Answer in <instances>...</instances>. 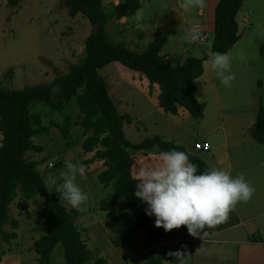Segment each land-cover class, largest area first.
<instances>
[{
	"label": "rangeland",
	"instance_id": "374dc122",
	"mask_svg": "<svg viewBox=\"0 0 264 264\" xmlns=\"http://www.w3.org/2000/svg\"><path fill=\"white\" fill-rule=\"evenodd\" d=\"M119 2L124 5V0ZM138 2V11L132 16H127L128 21L124 24L126 29L120 32V28L115 30L110 27L105 30L108 37L114 32V39H117V35L121 37L124 34L121 39L125 41L128 49L139 51V46H143L140 44V35H152L154 29L151 24L159 27L165 22L169 24L165 27V32L170 29L171 24L173 33L169 36L164 55L162 52L165 62L173 64L182 61L185 58L184 50L190 57H205V61L211 57L212 35L202 44L189 43L185 38L189 31L187 26L201 25L202 20L197 15L199 8L185 11L181 7L183 0ZM112 6L113 0H104L105 12H109ZM248 12L251 14L247 15ZM126 13L125 9L124 15ZM113 15L116 16L115 11ZM135 21H139L140 26L135 27ZM237 22L240 38L229 51L232 56L231 72L235 75L231 85L223 86L214 72L210 77V66L204 61L203 73L194 81L198 90L194 95L204 109L203 118L200 120H193L183 109H179L177 116L163 113L157 104V86L149 87L147 80L138 73L117 63L99 71L117 111L131 117V123L124 126V132L132 144L159 136L165 141L182 146L188 153L199 157L209 168L221 169L229 149L224 147L225 136L220 128H227L226 140L233 150L231 145L236 143L237 131L241 129V125H245V120L241 121L237 111L249 101L247 98L250 94L264 105V0H244L237 14ZM90 31L89 22L79 14L70 18L59 0H21L15 8L10 7L6 0H0V86L20 90L25 86L47 84L57 75L67 73L71 65L78 64L82 59L84 40ZM30 112L40 117L41 126L46 131L32 139L41 152H28L26 158L39 162L36 170L49 190L59 195L54 187L47 184L46 177L53 174L59 178V173L65 170V160L86 165L85 177H78L77 182L82 190L88 193V200L75 208L80 214L75 224L90 252V260L86 264H97L100 259L105 264H137L144 261L150 253L159 256L162 264H165V260L171 259L166 254L178 249L186 250L190 254L187 264H193L192 256L195 261L203 262L205 256L220 260L232 258L237 254L243 255L247 251L255 257V263L251 264H264V245H223L219 235L214 237L215 242L211 244L209 239H205L207 237L202 238V233L197 237L190 236L184 226L165 233L162 228L155 227V218L151 219V224L155 230L160 231L161 236L150 244L145 241L144 231L133 232L130 212L122 211L113 220H109L106 213L98 210L100 200L109 191L97 182V176L104 167L98 161L92 165L87 164L95 153H84L81 148L85 137L79 125L80 113L76 106L72 104L63 113H57L43 105H34ZM65 118L70 121L66 139L58 129ZM203 142L210 145V151L195 150V147L200 148ZM131 153L134 161L132 172L135 177L141 167L159 164V154L135 151ZM236 170L235 167L232 168L231 176H236ZM19 201L18 194L9 206V216L15 219L19 226L16 238L9 244L2 243L1 251L4 256L0 264H38L32 245L45 232L42 222L37 218L41 199L29 201L26 212L18 209ZM5 230L9 231L8 227ZM205 231L209 234V229ZM50 262L64 264L60 246L53 250Z\"/></svg>",
	"mask_w": 264,
	"mask_h": 264
},
{
	"label": "trees",
	"instance_id": "16d2710c",
	"mask_svg": "<svg viewBox=\"0 0 264 264\" xmlns=\"http://www.w3.org/2000/svg\"><path fill=\"white\" fill-rule=\"evenodd\" d=\"M15 8L21 0H6ZM70 18L84 17L91 25L90 34L84 40V55L78 64L71 65L65 74H60L47 84L25 86L10 90L0 86V262L4 256L2 243L9 244L16 238L18 222L9 216V206L17 195V207L26 212L29 201L41 199L37 218L44 226V235L34 241L33 252L38 264H51L53 250L60 246L64 264H86L90 252L81 239L75 222L80 214L49 190L43 177L36 170L39 162L29 161L28 152L40 153L32 139L46 131L40 117L30 112L34 105H43L57 113H63L74 104L80 113L79 125L84 140V153H95L87 161L92 165L101 162L104 170L97 176V182L109 189L100 200L98 210L106 213L109 220L128 211L133 221V232L144 231L145 241L153 244L161 233L153 228L151 219L145 214L146 204L134 196L136 177L133 175L135 152H160L177 150L185 152L189 160L198 166V173L209 167L197 156L188 153L182 146L165 141L159 136L145 138L132 144L125 135L124 126L131 123L129 114H120L108 93V87L99 74L104 67L117 63L142 75L149 87L157 86V104L165 114L177 116L179 109L185 110L193 120L203 118V106L194 96V81L203 73L204 58L188 57L171 64L165 62L161 52L168 42L170 31L155 32L152 41L140 52L114 43L107 36L105 27L109 20L103 7V0H59ZM244 0H218L214 10V32L211 51L227 53L240 38L237 14ZM126 14L132 16L139 8L138 0H124ZM116 17L120 14L115 9ZM53 88H57L55 93ZM70 126L65 118L58 126L66 139ZM253 139L264 145V105H260ZM8 227L9 231L5 229ZM97 264H105L98 260ZM137 264H162L154 253Z\"/></svg>",
	"mask_w": 264,
	"mask_h": 264
},
{
	"label": "clouds",
	"instance_id": "9594fccd",
	"mask_svg": "<svg viewBox=\"0 0 264 264\" xmlns=\"http://www.w3.org/2000/svg\"><path fill=\"white\" fill-rule=\"evenodd\" d=\"M206 0H183L181 7L188 11L203 8ZM189 43H204L205 37L198 30H189L185 36ZM230 52H213L205 61L220 83L229 87L235 79L231 72ZM55 93L57 88H53ZM64 171L59 178L53 174L46 177L48 185L54 187L59 199L71 208H78L88 200L77 178H84L86 165L65 160ZM59 179V182H58ZM134 196L147 207L145 214L155 217V227L165 233L184 226L190 236L202 238L212 229L224 223L238 202H247L254 188L241 174L236 177L226 170L211 167L198 173V166L189 160L183 151L169 150L159 153V164L141 167L136 174ZM171 259L165 264H187L190 254L186 250L169 251Z\"/></svg>",
	"mask_w": 264,
	"mask_h": 264
},
{
	"label": "crops",
	"instance_id": "0c3cea01",
	"mask_svg": "<svg viewBox=\"0 0 264 264\" xmlns=\"http://www.w3.org/2000/svg\"><path fill=\"white\" fill-rule=\"evenodd\" d=\"M119 1L120 0H113V6L110 7L109 12H106V14L109 15V20L105 27L106 31L109 30L110 27L114 28L115 30L117 28H120L119 29L120 32L122 31V29H126V26H124V24L128 21V17L120 16V18H117L116 16L113 15L115 9L117 8L118 10V6L120 5ZM217 2L218 0H206L204 9L199 8L197 11L198 17H200L202 20L201 25L194 26V27L187 26L189 30L200 31L204 35V37H206L204 42L208 39L209 35H212L211 39H213L214 10H215V6ZM243 4H244V1H243ZM246 14L250 15L251 12L250 13L248 12ZM157 21L158 23H160L159 20ZM138 22L139 21L137 22L135 21V27L140 26ZM168 25L165 24V22L162 26L160 25L159 27H156L154 24L153 25L151 24V27H153L154 31L152 32V35H149L148 33L140 35L139 39H141L140 41L142 42L140 44L143 46L142 47L139 46V48H141V50L145 48L152 41L155 32L164 33L165 27ZM169 28L170 29H168V31H170V36H172L173 33L171 30V24ZM113 34H109V37H111L113 41H116L114 43H119V42L123 43L124 40H122L121 37H123L124 34L121 37H119L116 31L117 39H114L115 32ZM124 44H125V41H124ZM198 44H201V43L198 42ZM211 44H212V41H211ZM164 48L162 50L163 55L167 50L166 48L165 49ZM130 50H133V49H130ZM141 50L137 52H140ZM162 52H161V56H163ZM184 52H185L184 54L185 58H188L191 56L186 50H184ZM204 63H205V57H204ZM209 75L210 77L213 75L212 70H210ZM197 91L198 90L196 87L195 92ZM247 100L249 101H247L245 105H242V107L237 111L238 116L240 117L241 121L245 120V125L243 126L241 125L240 127L241 129L237 131L238 137L236 139V143L231 145V147L234 148L233 150L228 146L229 143L226 140L227 135H228L227 128L225 129L220 128V130L224 133V136H225L224 147L226 149H229V153L226 152V155H227L226 162H224V164L220 168L222 170L228 171L231 175L232 168L235 167L237 169L236 176L242 174L247 180V182L254 188V193L247 202H238L234 206L232 211L229 213L228 219L224 223L216 226L215 228L209 229V234L205 236L207 237L205 239L206 240L209 239L210 241L208 242L211 244L215 242L213 240L214 237L216 235H219L220 241L223 245L232 244V245H240L243 247L245 246L246 247H255V246L258 247V246L264 245V242H263L264 240V145L258 144L253 139V135L255 132V119H256L259 106L261 104L258 102V100L254 97L253 94H250ZM226 117L227 115L224 116V118ZM203 143H207V142H203ZM195 150L200 151V148L196 146ZM207 151H210V145H209V150ZM237 229H241V230L238 231ZM254 258H255L254 255H252L251 252L247 251L243 255L237 254V256H234L232 258L226 257L224 259L220 258V260L219 258L218 260L217 259L214 260L208 256H205V258H203V262L195 261L194 256H192V259H193L192 262L193 264H199V263H202V264H249L250 263L251 264V263H255Z\"/></svg>",
	"mask_w": 264,
	"mask_h": 264
},
{
	"label": "water",
	"instance_id": "95a60500",
	"mask_svg": "<svg viewBox=\"0 0 264 264\" xmlns=\"http://www.w3.org/2000/svg\"><path fill=\"white\" fill-rule=\"evenodd\" d=\"M125 6L124 5H119L118 6V12L120 14V16H124V13H125Z\"/></svg>",
	"mask_w": 264,
	"mask_h": 264
},
{
	"label": "built area",
	"instance_id": "2783aa9c",
	"mask_svg": "<svg viewBox=\"0 0 264 264\" xmlns=\"http://www.w3.org/2000/svg\"><path fill=\"white\" fill-rule=\"evenodd\" d=\"M200 149H203L204 151H207V150H209V145H208L207 143H204V144L200 147Z\"/></svg>",
	"mask_w": 264,
	"mask_h": 264
}]
</instances>
